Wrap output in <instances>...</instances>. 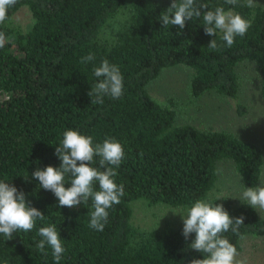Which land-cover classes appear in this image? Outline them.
Returning a JSON list of instances; mask_svg holds the SVG:
<instances>
[{
	"label": "trees",
	"instance_id": "1",
	"mask_svg": "<svg viewBox=\"0 0 264 264\" xmlns=\"http://www.w3.org/2000/svg\"><path fill=\"white\" fill-rule=\"evenodd\" d=\"M173 0H18L0 23L6 43L0 48V181L26 194V203L45 216L35 227L17 230L10 240L0 234V264H56L52 249L37 251L40 227L56 225L65 252L59 264H189L207 254L190 248L195 234L182 235L183 220L175 226L144 231L130 224V202L142 199L187 209L202 200L222 204L230 217H245L238 234L221 235L239 249L246 234L264 235V215L228 195H212L216 165L232 162L245 188L253 187L263 162L260 146L222 129H200L190 123H174V109L155 101L146 83L163 67L176 64L191 69L192 94L213 89L234 100L235 112H245L238 101L235 65L252 60L260 74L264 105V7L246 6V0L229 5L225 0H196L208 10L223 6L251 22L244 37L231 48L222 33L208 36L203 20L163 27L160 16ZM177 3L180 0H176ZM25 6L31 16L23 31L10 26L14 11ZM125 7L126 10L122 8ZM122 19L111 25L118 12ZM171 18V17H170ZM179 33V34H178ZM215 39L218 47H208ZM92 53L93 61L81 58ZM102 59L119 67L123 94L103 97L93 104L88 92L98 82L93 68ZM74 130L93 137V145L107 138L119 142L124 158L114 181L124 186L119 204L108 209L102 231L89 227L92 208L87 204L58 207L51 191L39 187L32 176L46 166L59 168L55 155L63 133ZM93 167H99V157ZM79 163V162H78ZM103 170V169H101ZM66 176L65 188L70 187ZM94 189L99 190L98 183ZM186 215V214H185Z\"/></svg>",
	"mask_w": 264,
	"mask_h": 264
},
{
	"label": "clouds",
	"instance_id": "2",
	"mask_svg": "<svg viewBox=\"0 0 264 264\" xmlns=\"http://www.w3.org/2000/svg\"><path fill=\"white\" fill-rule=\"evenodd\" d=\"M18 0H0V23L7 19L8 10L16 5ZM238 0H225L229 5H236ZM254 0H246V6H255ZM171 17V18H170ZM203 20L204 33L215 36L217 30L222 35L221 39L226 46L231 48L237 36L244 37L251 22L235 14L225 11L223 6L208 10L207 4L197 5L196 0H173L167 11L160 16L163 27L170 25L185 27L186 21L193 18ZM179 34V33H178ZM6 43V36L0 32V48ZM208 47H218L215 39L210 40ZM95 59L89 53L81 58V63L86 64ZM93 75L98 78L88 92L93 104H103V97L109 96L118 99L123 94V77L117 65L111 64L107 59H102L98 67L93 68ZM55 155L60 159L59 168L46 166L43 170L37 169L32 176L39 182V187L51 191L58 199V207H74L87 204L91 199L89 227L102 231L108 221V209L121 202L124 196V186L117 185L114 177L124 158L122 145L113 138H107L103 143L93 145L92 136H84L74 130H66L60 146L55 147ZM94 157H99V167ZM79 162V163H78ZM103 169V170H101ZM66 176L69 177L70 187L65 188ZM241 179V177H240ZM98 183L99 190L94 189ZM241 199L253 209L264 210V186L247 187L242 184ZM44 215L26 203V194L4 181H0V234L6 240L13 237L17 230L29 232L35 227L37 220H43ZM183 220L182 235L185 239L189 234H195L190 248L199 253L207 254L203 259H192L189 264H239L235 258L238 255L236 247L221 234L231 230L238 234V229L243 225L245 217H230L222 204L196 200L181 217ZM38 234L41 237L36 244L38 252L47 255L45 246L52 249V256L59 264L65 252L56 225L40 227Z\"/></svg>",
	"mask_w": 264,
	"mask_h": 264
},
{
	"label": "rangeland",
	"instance_id": "3",
	"mask_svg": "<svg viewBox=\"0 0 264 264\" xmlns=\"http://www.w3.org/2000/svg\"><path fill=\"white\" fill-rule=\"evenodd\" d=\"M255 5L264 7V0H254ZM126 10L125 7L122 8ZM122 19L121 11L110 20ZM31 16L25 6L14 11L10 26L21 31L27 29ZM238 81V101L246 107L245 112H235L234 100L213 89L192 94L189 86L191 69L182 64L163 67L150 79L145 88L159 103H166L174 109V123H190L200 129H222L244 139L257 143L262 150L263 162L257 183L253 187L264 186V105L260 96V74L252 60L244 59L235 65ZM5 93L0 90V100ZM242 182L228 159H221L216 165V179L212 195H228L233 203L242 196ZM243 185V184H242ZM264 215V210L256 209ZM186 208L164 203H148L142 199L130 202V224L132 229L144 231L163 226H175L182 221ZM239 264H264V235L246 234L239 238Z\"/></svg>",
	"mask_w": 264,
	"mask_h": 264
}]
</instances>
